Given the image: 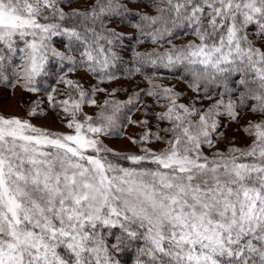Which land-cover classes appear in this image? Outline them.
Instances as JSON below:
<instances>
[{"label":"snow or ice","instance_id":"snow-or-ice-1","mask_svg":"<svg viewBox=\"0 0 264 264\" xmlns=\"http://www.w3.org/2000/svg\"><path fill=\"white\" fill-rule=\"evenodd\" d=\"M61 2L0 0V69L19 51L17 74L33 84L50 56L75 63L74 57L51 47L55 36L87 43L81 55L90 62L89 71L111 64L116 58L111 45L122 33L106 29L104 35L86 28L92 33L89 42L76 27L60 22L70 16L95 20L121 6L96 0L90 11L66 13ZM154 7L156 15L144 14L143 23L136 25L142 32L151 29L144 34L153 44L185 28L195 40L180 45L169 40L171 46L162 51L136 53L142 63L168 70L183 66L192 75L189 87L195 92L201 80L238 73L240 85H257L256 99L264 111V50L246 34L255 24L264 38V0H155ZM54 18L59 22H48ZM17 39L24 47H17ZM61 80L79 93V100L69 96L60 102L72 116L68 127L75 128V135L0 116V264H119L99 232L116 226L121 235L111 244L113 250L119 251L125 238H143L136 264H264V121L250 122L245 129L255 137L250 147L229 148L227 155L217 151L210 158L202 149L214 143V116L237 119L236 105L220 99L199 112L177 103L180 93L149 78L147 95L168 101L156 115L171 123L161 130L171 136L164 140L146 132L139 141L129 137L133 143L153 137L166 146L159 151L141 148L143 154L114 153L100 136L116 127L115 112L106 116L102 110L99 123L88 116L78 122L81 104L96 101L78 81ZM97 91L103 89L93 88L91 94ZM196 115L199 119L192 118ZM108 153L133 166L114 163ZM145 163L154 167H143Z\"/></svg>","mask_w":264,"mask_h":264},{"label":"rangeland","instance_id":"rangeland-1","mask_svg":"<svg viewBox=\"0 0 264 264\" xmlns=\"http://www.w3.org/2000/svg\"><path fill=\"white\" fill-rule=\"evenodd\" d=\"M93 2L94 0H72L59 6L65 10H72L74 8H89ZM137 6L141 9L148 8V5L143 3ZM124 30L126 32L130 31L128 28ZM247 35L249 39L253 40L256 47L264 50V38L259 35L258 25L248 26ZM56 37L59 40L61 38V36ZM27 39L30 40L31 37ZM181 39L176 40V43H181ZM185 39L195 40V37L188 35ZM17 42L21 43L23 41L17 39ZM22 47H24V43ZM51 47L64 52L66 56L69 54L58 41L51 43ZM15 56L19 59V55ZM11 59L15 61L12 56ZM18 64L16 70H19L18 66L22 65V60ZM63 69L64 67H60L54 72H47L45 81H36L35 78L33 84H29L22 74L18 75L16 73L13 77L8 78L0 73V116L19 118L22 121H27L35 128L44 129L50 133L75 135V128L68 127V122L72 119V116L64 111V106L60 102L69 99V96L72 100H79V93L62 82L61 77H64L78 81L83 89L89 93L88 98L96 101L95 104H81L80 110L76 114L78 122H84L85 117L88 116L99 123L97 115L102 110L106 116L113 115L115 112L116 127L108 135L100 136L102 143L112 149L114 153L143 154L141 148L146 147L153 151H159L166 146L164 140L170 138L171 133L161 130L171 127V123L167 120H158L156 114L166 110L164 106L168 101L148 96L147 91L150 85H138V77L131 75L130 72L127 74L116 73L107 79H97L98 72H89L83 67L65 72H63ZM158 77L160 79L164 78L163 75H158ZM142 80L144 81L143 78ZM168 80L163 85L180 93L177 103L190 107L194 106L199 112L207 110L218 100L217 98L205 97L201 93L198 94L199 92L196 93L187 83L179 79ZM144 86L147 88H144ZM31 87H35L37 90L30 91L29 88ZM93 88L103 89V91H97L93 96L91 94ZM137 93H139V96L136 95ZM50 95L53 97L51 101L49 100ZM130 98L136 99L137 103L133 107L121 109ZM106 100L109 101L107 105H105ZM117 108H119V111H116ZM218 111L223 112L224 109L221 107ZM235 112L238 116L237 119H230L227 114L214 116L218 123V130L212 136L214 141L212 147H203L202 150L205 155L211 158L213 153L217 151L227 155L229 148L246 149L252 145L255 137L245 129L250 122L259 123L264 121V113L241 112L238 109H235ZM192 118L199 119V116L196 115ZM130 120L147 121V123H131ZM146 132L158 133L164 137V140L158 141L150 137L149 142L133 143L129 139L131 137L139 141L140 137ZM152 167L154 166L152 165Z\"/></svg>","mask_w":264,"mask_h":264},{"label":"trees","instance_id":"trees-1","mask_svg":"<svg viewBox=\"0 0 264 264\" xmlns=\"http://www.w3.org/2000/svg\"><path fill=\"white\" fill-rule=\"evenodd\" d=\"M71 1L72 0H62L60 4H66V2L69 3ZM102 2L104 4H107V0H102ZM154 2L155 0H114V6L118 4L121 7L116 8L114 12L101 15L98 19L93 20L90 18L85 20L82 17L70 16L66 18L65 21L60 23H62L63 27H76L77 31H79L82 36L88 38L89 42L92 38V33L86 32V28L94 29L96 33L104 35L108 34L105 31L106 29H112L117 33L123 34V36L119 40L115 41L111 45V52L115 53L116 58L112 60L111 64L107 68L101 70V68L97 66L96 72L99 73L97 75V79H107L116 73L127 74L130 72L131 75H135L138 77V85H150L149 78L154 79L156 83L162 85L165 84L164 82H168V79H179L189 85L190 83H192L193 78L189 72L185 71L183 66L178 67L174 70L158 68L151 64L142 63L141 60L135 55L136 53L150 52L153 48L162 51L164 48L171 46L168 43L169 40H171V42L176 45H180L188 41L185 39L186 36H188L185 34L188 31L186 28L176 29L172 36L165 37L159 42V44H153L151 38L144 34L151 31V29L145 27L142 32L136 27V25L143 23L141 21L142 15H156ZM95 3L96 0H94V2L92 3V6ZM140 3L147 4L148 8H139L137 5ZM132 4L135 5L130 6ZM92 6H90L89 8L74 9L79 10L80 12H86L90 11ZM72 10L63 9V11L66 13H70L72 12ZM98 10L99 9H97V11ZM48 22L59 21L54 18L53 20H50ZM127 28L130 29V31L126 32L124 30ZM247 33L248 27L246 29V34ZM179 38H182V42L177 44L176 40H178ZM54 41H58L66 48V51L69 53L68 56L74 57L75 63L66 59L62 60L59 57L50 56L48 62L45 65V71L36 77V81H45L47 72H54L60 67H64L63 72L69 71V69H78L79 67H83L89 71L90 62L87 61L86 57L81 55L86 51L88 46L84 40L70 41L66 36H61L59 40L55 36L52 38L51 43H53ZM100 43L104 44L106 49L109 47L103 40L100 41ZM22 44L23 42H17V47L21 48ZM93 47H95V45H93ZM15 55H19V59H17ZM12 57L15 58V61H13L12 59L6 60L4 62V68L0 69V73L6 75L8 78L13 77L19 71L16 70V67L17 65H19L18 63L21 60L20 52L17 51L12 55ZM137 68H139L140 71H136ZM153 73L156 74L155 77L153 76ZM158 75H163L164 78L160 79ZM142 78L144 79V81L142 80ZM240 78V74L232 73L226 75L225 77H218L215 81L201 80L199 83V93H196H201L205 97H210V99H223L225 103L231 100L236 105L235 109H238L241 112L264 113V111H260V102L256 99V96L259 95V93L256 91L257 85L249 84L247 87L240 85ZM144 88L147 87L144 86ZM241 93L245 94L243 103H241ZM127 102L121 107V109L133 107L137 103V100L132 99V103ZM107 155L110 160L123 167L133 166L130 161L115 157L112 153H108ZM142 166L152 167V165L148 163H145ZM99 232L105 243L109 247V251L113 258V261H118L119 264H136L138 249L144 246L145 243L142 237L139 239L125 238V242L120 246V250L116 251L111 249V244L115 242L117 236L121 235V229L119 228V226L101 227L99 229ZM60 251L63 252V249H60Z\"/></svg>","mask_w":264,"mask_h":264}]
</instances>
